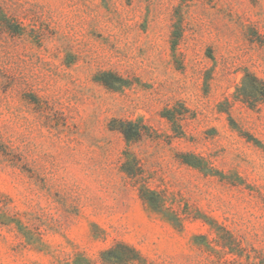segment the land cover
I'll return each mask as SVG.
<instances>
[{
  "label": "rangeland",
  "instance_id": "374dc122",
  "mask_svg": "<svg viewBox=\"0 0 264 264\" xmlns=\"http://www.w3.org/2000/svg\"><path fill=\"white\" fill-rule=\"evenodd\" d=\"M246 74L264 0H0V264H264Z\"/></svg>",
  "mask_w": 264,
  "mask_h": 264
},
{
  "label": "trees",
  "instance_id": "16d2710c",
  "mask_svg": "<svg viewBox=\"0 0 264 264\" xmlns=\"http://www.w3.org/2000/svg\"><path fill=\"white\" fill-rule=\"evenodd\" d=\"M250 77H253V79L254 80H256L257 82H259V84H261V86L259 87V88H257V89H255V91H254V95H256L255 94V92L257 93V94H259V95H262L263 97H264V84L261 82V81H259V80H257V78L255 77V76H252V75H250V74H246V78L245 79H247V78H250ZM244 84H245V81H244ZM244 91V90H243ZM247 92L245 93L246 95H248L249 93H251L252 91H250V90H246ZM250 95V94H249ZM249 97V96H248ZM134 133H136V132H134ZM134 136V134H131V135H126V137L128 138V139H130L131 137H133Z\"/></svg>",
  "mask_w": 264,
  "mask_h": 264
}]
</instances>
